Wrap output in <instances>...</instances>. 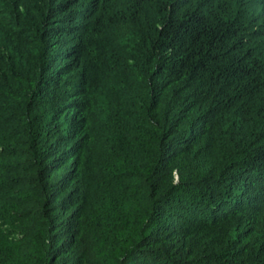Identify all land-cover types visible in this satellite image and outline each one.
Listing matches in <instances>:
<instances>
[{
    "label": "trees",
    "instance_id": "1",
    "mask_svg": "<svg viewBox=\"0 0 264 264\" xmlns=\"http://www.w3.org/2000/svg\"><path fill=\"white\" fill-rule=\"evenodd\" d=\"M0 264H264V0H0Z\"/></svg>",
    "mask_w": 264,
    "mask_h": 264
}]
</instances>
